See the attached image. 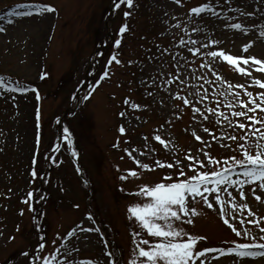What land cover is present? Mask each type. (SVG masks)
Wrapping results in <instances>:
<instances>
[{
  "label": "rangeland",
  "instance_id": "rangeland-1",
  "mask_svg": "<svg viewBox=\"0 0 264 264\" xmlns=\"http://www.w3.org/2000/svg\"><path fill=\"white\" fill-rule=\"evenodd\" d=\"M111 1L0 0V75L14 86L11 89L0 87V263L29 246L28 229L31 231L33 218L27 193L36 187L31 172L38 133L43 123L42 143L44 149L50 148L58 135L57 115L65 112L89 179L83 183L73 159L63 152L61 160L50 171L51 196L45 205L47 244L42 254L58 252L56 264H65V261L69 264H86L87 261L108 264L107 253L112 249L113 258L126 264L134 247L133 230L141 231L134 219H128L127 205L142 201L141 197L127 192H133L142 184H154L165 173H172L175 178L178 170L175 167L141 169L135 159L155 164L157 159L171 163L175 157L186 166L189 161L185 153L189 149L194 155L204 149L218 159L238 153L233 149L239 140H224L223 143L231 144L228 148L211 139L221 130L239 136L238 128L234 132L227 124H217V117L211 113H206L208 119L204 120L174 94L180 91L202 109L215 107L217 103L223 106L228 100L235 104L232 94L227 100L219 95L227 84L221 83L212 69L199 67L210 57L191 53L188 49L192 45L187 41L190 38L199 41L196 47L200 48L210 36L221 41L217 47L233 55H255L264 59V37L260 36L264 31V0H182L180 5L175 0H133L132 6L124 3L115 16L109 11ZM200 3H211L212 11L200 17L190 14L189 8ZM40 4H54L55 11L38 13L35 8ZM17 12L24 15L18 16ZM125 12L129 15L125 16ZM232 23L243 24L248 32L224 26ZM121 26H126L122 33ZM192 28L201 30L193 33ZM101 29L109 38L104 49L117 47L119 63L107 64L111 57L108 53L98 58L97 71L102 75L107 66L109 75L90 89V96L88 93L84 96V90L81 101L75 98L74 104H70V96L77 93V83L85 75L87 66L92 68ZM111 34L123 36L119 47ZM152 34L155 35L153 39ZM181 40L185 43L181 44ZM250 40L253 44L243 52L242 45ZM210 50L201 48V52ZM213 67L223 80L233 85L245 84L254 94L262 91L246 83L250 78L238 74L226 61ZM251 71L253 77L264 79V73ZM176 76L178 80L174 79ZM41 78L43 80L38 81ZM26 82L37 83L40 90ZM17 86L28 90L17 92ZM197 89L201 90V96L207 89L210 99L199 100L195 95ZM236 92L247 100L243 89H236ZM213 93L218 99L212 98ZM132 103L141 107L134 109ZM78 105L76 114L67 118L68 107L74 109ZM236 110H240V106ZM122 112L124 115H120ZM227 114L230 119L243 120L231 117L230 111ZM258 114L264 118L259 110ZM120 126L125 128L123 133L119 131ZM204 128L213 131L210 134ZM193 131L202 137L201 141L195 139ZM155 135L168 142V147L155 140ZM200 158L204 159L203 155ZM39 165L41 167V163ZM127 169H136L140 174L133 177L125 171ZM185 172L193 174L187 167ZM121 175L128 178L121 179ZM227 187L232 190L231 186ZM249 189L250 186H245L242 202H247L257 215L253 217L248 215L247 209L241 211L226 206L227 217L230 224L240 230L249 228L251 236L259 240L264 233L237 219L247 221L264 217V192H257L262 197L257 201ZM233 195L241 202L238 191H233ZM189 207L198 209L196 217H192L193 223H177L189 233L206 237L198 241L196 250L232 247V241L252 242L249 237H238L223 222L218 205L209 208L197 199L196 202L189 200ZM87 210H100L98 216L104 230ZM260 223L264 225V220ZM106 230L112 249L105 236ZM253 250L257 255L240 257L235 253L209 252L201 259L205 264H264V255L260 254L264 250Z\"/></svg>",
  "mask_w": 264,
  "mask_h": 264
},
{
  "label": "snow or ice",
  "instance_id": "snow-or-ice-1",
  "mask_svg": "<svg viewBox=\"0 0 264 264\" xmlns=\"http://www.w3.org/2000/svg\"><path fill=\"white\" fill-rule=\"evenodd\" d=\"M128 6H132L133 0H124ZM177 5L182 3V0H175ZM119 7L120 5H116ZM19 7V5H18ZM36 12L43 11H55L53 5L40 4L35 8ZM190 14H195L200 17L205 12L212 11L211 3H200L196 6L189 8ZM16 15H24V13L17 12ZM125 16L129 15L128 12L124 13ZM179 23V22H177ZM225 27L241 30L242 32H248V28L241 23L225 24ZM126 26H121L119 31L122 33L125 31ZM200 28H192L193 33L199 32ZM260 36L264 37V31L260 32ZM207 43L202 44L200 48L196 47L199 43L197 40L189 39L188 44L192 47L188 50L191 53H199L210 57V60L202 62L200 68H210L214 75L217 76L221 83H226L227 88L219 95L223 96L227 100L228 95L232 94L235 104L231 100H228L223 106L217 103L215 107L208 106L206 109L198 107L195 103L184 96L180 91H177L174 95L179 98L184 105H190L193 113H199L204 119H208L206 113H211L217 117V124H227L229 128L239 129V136L236 134H229L221 130L218 135H212L211 139L220 142L222 147L231 148V144L223 143L227 141H237L233 151L238 152L239 155L222 156L219 159L210 155L204 149H199L197 154H192V150L189 149L185 153L186 159L189 163L185 166L179 159L173 158L171 163L167 161L156 160L155 164L142 163L140 160L135 159V163L145 170H151L155 167H168L177 168L175 172V178L172 173H165L163 178L155 182L154 184H142L133 190L130 194H135L142 198L140 202H133L127 205V213L129 220H135L137 226L141 231L133 230L132 244L134 247L130 252V257L126 264H205V253L219 252L221 254H238L240 257L255 256L257 252L253 249L264 250V235L256 240L251 236V230L244 228L243 230L237 229L234 225L230 224L227 217V207L230 206L234 210H248V215L255 217L257 214L251 210L247 202H242L245 197V186H250L251 194L257 201L262 199L261 195L257 192H264V118L259 113L264 114V79L252 76V69L264 73V59H260L255 55H233L224 49L217 47L221 41L213 39L210 36L206 37ZM121 41L115 40V44L119 45ZM181 44L185 43L183 40ZM253 44V41H248L242 45V51L246 52L247 49ZM201 48L211 49L207 52H201ZM167 51V49H165ZM113 61L119 63L116 59V55L113 54L108 60L107 64H111ZM227 62L238 74H243L245 77L250 78L246 83L258 86L262 91H257L255 94L249 91L245 84L233 85L231 82L223 80L218 70L213 67L214 64L220 62ZM131 63V61H129ZM243 65V66H242ZM191 67V65H188ZM179 71V66H177ZM47 75V73H44ZM109 75L107 66L105 67L100 79H97L95 83L100 84L101 80ZM179 79V76L174 77ZM211 83V81H208ZM181 84L183 81L180 82ZM0 87L11 89L14 86L7 83L5 78L0 75ZM236 89H243L247 100L240 98ZM27 87H15L17 92L27 91ZM200 89L196 90L195 95L199 100L207 101L210 99L207 94V89L204 90L205 94L200 95ZM90 96L91 93H88ZM37 98L38 95H37ZM87 98V96L85 97ZM213 99H218L216 93L212 94ZM128 103V100H125ZM237 106H240V110H236ZM132 108H139L140 105L136 103L131 104ZM223 107L224 110H221ZM230 111L231 117L243 118L230 119L227 114ZM124 115V113H120ZM178 115V113H177ZM39 118V112L37 111V120ZM193 116V119H196ZM259 126V127H257ZM162 127V126H161ZM205 132L212 133L213 130L204 128ZM65 133V139L71 144L69 129L65 126L63 129ZM119 131L123 133L125 128L120 126ZM193 135L197 141H201L202 137L193 131ZM155 140L162 143L165 147H168V142L164 141L160 135H155ZM127 152L128 149H125ZM131 155V153H129ZM203 155L204 159L200 156ZM35 162V157L33 158ZM185 167L192 170V175H188L185 172ZM204 169V170H202ZM131 176H139V172L136 169H127ZM31 175L35 177L37 172L32 170ZM127 176L121 175V179H127ZM231 186L232 190L229 187ZM233 191H238L241 202L237 201ZM33 193L29 191L27 197H32ZM197 199L212 208L215 205L219 206V215L223 222L228 225L231 230L239 237H249L251 243H237L232 241L234 245L232 247L225 248H209L204 247L200 250H196L198 241L206 239L201 235L192 234L181 227L177 222H186L188 224L193 223L192 217L198 214L196 207H189V200L196 202ZM23 211V210H21ZM91 217V214L89 213ZM241 224L247 223L249 225L256 226L261 233H264V225L260 223L264 220V217L260 219L243 220L237 217ZM37 227H39L37 225ZM91 230V229H90ZM99 231V229H96ZM71 235V233H69ZM101 235H103L101 233ZM56 242L53 241V244ZM107 244V241H104ZM36 248L40 251L33 252L31 256L27 252L25 256H29L30 264H36V261H42V264H56L55 256L59 253H52L51 255H43V249L45 243L43 241L36 245ZM260 254L264 255V251ZM107 256L110 258L108 264H120L118 258H113L114 254L109 251ZM60 259H64L63 256ZM65 264L69 262L65 261ZM86 264H96L94 261H87Z\"/></svg>",
  "mask_w": 264,
  "mask_h": 264
},
{
  "label": "trees",
  "instance_id": "trees-1",
  "mask_svg": "<svg viewBox=\"0 0 264 264\" xmlns=\"http://www.w3.org/2000/svg\"><path fill=\"white\" fill-rule=\"evenodd\" d=\"M152 39L155 37L154 34H152ZM104 33L102 32V29L99 32L98 36V42L96 44V47H99L104 42ZM122 41V37H121ZM152 42V41H149ZM98 62L96 61L95 66L93 68L97 69ZM99 71H96V74ZM94 74V73H93ZM91 74V76L93 75ZM96 75L93 76L95 79ZM65 126L69 128V125L66 121ZM70 136H75L73 130L70 132ZM57 141H55L53 145V149L57 146ZM54 160V159H53ZM54 163V162H53ZM48 168V163H44L43 166L40 167L39 171L43 174V171ZM42 174L40 176H42ZM42 187L37 184V188L35 190V199L36 201H40V199L43 197ZM33 215L36 217V223L39 227H37L38 231L35 230L33 227H31L30 236H29V246L26 249L18 250L17 252L12 253L6 260L4 264H24L26 262L27 256L24 255L25 252H27L29 255L32 251L37 250L36 245L40 242L41 237L46 233L47 230V222L45 220V210H42V208L35 207V210H33ZM37 231V232H36ZM39 233V234H38Z\"/></svg>",
  "mask_w": 264,
  "mask_h": 264
}]
</instances>
